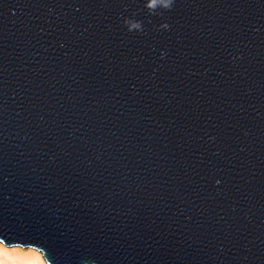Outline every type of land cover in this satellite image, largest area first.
<instances>
[{"label": "water", "instance_id": "95a60500", "mask_svg": "<svg viewBox=\"0 0 264 264\" xmlns=\"http://www.w3.org/2000/svg\"><path fill=\"white\" fill-rule=\"evenodd\" d=\"M0 243L264 264V0H0Z\"/></svg>", "mask_w": 264, "mask_h": 264}, {"label": "bare ground", "instance_id": "6f19581e", "mask_svg": "<svg viewBox=\"0 0 264 264\" xmlns=\"http://www.w3.org/2000/svg\"><path fill=\"white\" fill-rule=\"evenodd\" d=\"M0 264H46L40 252L32 248H7L0 244Z\"/></svg>", "mask_w": 264, "mask_h": 264}, {"label": "rangeland", "instance_id": "374dc122", "mask_svg": "<svg viewBox=\"0 0 264 264\" xmlns=\"http://www.w3.org/2000/svg\"><path fill=\"white\" fill-rule=\"evenodd\" d=\"M0 244H1V243H0ZM7 248H21V249H24V250H25V249H29V248H27V247L24 248V247H20V246H11V247H7Z\"/></svg>", "mask_w": 264, "mask_h": 264}]
</instances>
